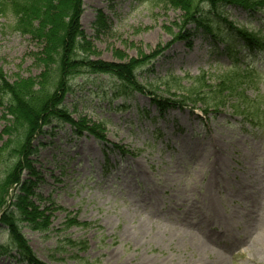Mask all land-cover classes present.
Masks as SVG:
<instances>
[{"label": "rangeland", "instance_id": "obj_1", "mask_svg": "<svg viewBox=\"0 0 264 264\" xmlns=\"http://www.w3.org/2000/svg\"><path fill=\"white\" fill-rule=\"evenodd\" d=\"M218 11L226 23L264 28V12ZM185 17L151 1L83 0L80 25L92 59L155 57L136 71L145 91L123 89L110 74L72 78L64 105L99 136L55 121L34 137L30 168L7 204L26 195L48 218L42 231L14 215L40 263L264 264V136L234 117L230 103L207 113L201 102L196 109L177 104L187 89L211 85L228 68L222 43ZM16 23L0 14V76L8 83L42 71V44ZM254 59L264 70V49ZM252 82L247 94L264 107V79ZM148 91L168 107L160 110ZM5 115L0 105V134ZM0 245L7 246L0 264H30L3 223Z\"/></svg>", "mask_w": 264, "mask_h": 264}, {"label": "trees", "instance_id": "obj_2", "mask_svg": "<svg viewBox=\"0 0 264 264\" xmlns=\"http://www.w3.org/2000/svg\"><path fill=\"white\" fill-rule=\"evenodd\" d=\"M153 1L179 8L186 16L184 21L196 22L198 27L202 26L204 31L215 39L222 34L221 23L216 25V21L215 26L211 25L206 20L203 8L209 7L215 15L219 14V7L228 4L255 9L264 8V0ZM82 3L83 0H0V14L15 16L16 29L24 34H30L42 44V49L37 54V62L42 67L39 76L20 78L12 83H8L0 76V105L5 110L7 120V125L0 134V141H3L0 146V212L3 211L1 222L8 226L23 260L31 264L42 263L30 253L31 251L29 252L28 241L22 236L19 221L14 215L16 212L19 216L24 215L23 221L29 222L35 230L42 231L48 227V218L34 203H27L26 195H16V201L10 204H7V199L11 188L20 184L24 170L30 168L29 157L34 152L32 144L34 137L42 131L43 126L55 119L70 123L79 133L87 130L99 136L94 128L89 127L82 120H74L63 104L66 94L71 90L72 78L83 71L106 73L117 77L126 88L143 91L144 87L136 80V70L142 62L146 63L155 57L153 54L145 57L143 61L142 58L131 59L123 64L92 59L91 43L80 25ZM217 19L221 22L220 18ZM36 21L38 24L35 23ZM251 36L257 38L254 34ZM235 37L236 35L229 30V35L225 38L227 41V38L230 40ZM243 77L239 72L215 76L216 81L214 84L211 83L213 85L205 82L199 89L197 86L189 88L185 91L182 100L193 104L202 102L206 107H210L214 99L208 98L216 94L218 102L216 106L224 104L223 101L229 96L237 97L240 103L247 104V98L243 95ZM238 89H242L243 93ZM154 101L160 106H165V103L159 99ZM238 110L239 107L237 112ZM8 157L10 159L7 162ZM21 189L23 192H28L24 186ZM0 249L6 252L7 246L0 245Z\"/></svg>", "mask_w": 264, "mask_h": 264}, {"label": "bare ground", "instance_id": "obj_3", "mask_svg": "<svg viewBox=\"0 0 264 264\" xmlns=\"http://www.w3.org/2000/svg\"><path fill=\"white\" fill-rule=\"evenodd\" d=\"M204 247V246H203ZM204 249H206L205 247H204Z\"/></svg>", "mask_w": 264, "mask_h": 264}]
</instances>
